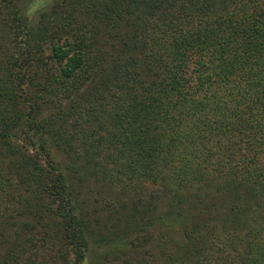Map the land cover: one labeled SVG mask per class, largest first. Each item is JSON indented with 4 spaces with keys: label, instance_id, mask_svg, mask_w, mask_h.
<instances>
[{
    "label": "trees",
    "instance_id": "obj_1",
    "mask_svg": "<svg viewBox=\"0 0 264 264\" xmlns=\"http://www.w3.org/2000/svg\"><path fill=\"white\" fill-rule=\"evenodd\" d=\"M0 264H264V0H0Z\"/></svg>",
    "mask_w": 264,
    "mask_h": 264
},
{
    "label": "rangeland",
    "instance_id": "obj_2",
    "mask_svg": "<svg viewBox=\"0 0 264 264\" xmlns=\"http://www.w3.org/2000/svg\"><path fill=\"white\" fill-rule=\"evenodd\" d=\"M38 4H40V3H38ZM96 186H98V188L100 190L104 189L109 194V196L113 197L114 200H118L120 202L119 205L125 203L127 206H129L130 197L124 196L122 193L119 192V190L116 187H111V186H107V185H101L100 186L99 184H97ZM94 194H95L94 191H92L91 192L92 197H94V196H97L98 198L101 197L100 194L99 195L98 194L94 195ZM102 206H103L102 202L97 203L95 205V208L97 209V210H95V213H96L95 216H96L97 222L95 223L94 227L96 229L100 230V232L105 231L106 230L105 228L108 227V223H109L108 220L106 219V216H105L106 212L103 211L104 209L102 210V208H103ZM119 209H122V205L119 207Z\"/></svg>",
    "mask_w": 264,
    "mask_h": 264
}]
</instances>
